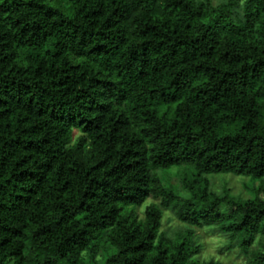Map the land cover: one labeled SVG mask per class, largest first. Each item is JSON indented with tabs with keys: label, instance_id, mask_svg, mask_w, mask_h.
<instances>
[{
	"label": "trees",
	"instance_id": "trees-1",
	"mask_svg": "<svg viewBox=\"0 0 264 264\" xmlns=\"http://www.w3.org/2000/svg\"><path fill=\"white\" fill-rule=\"evenodd\" d=\"M261 192L264 0H0V264H264Z\"/></svg>",
	"mask_w": 264,
	"mask_h": 264
},
{
	"label": "rangeland",
	"instance_id": "rangeland-1",
	"mask_svg": "<svg viewBox=\"0 0 264 264\" xmlns=\"http://www.w3.org/2000/svg\"><path fill=\"white\" fill-rule=\"evenodd\" d=\"M211 1L214 4H217L221 0ZM162 173L163 172L161 171V174ZM208 177L212 188L216 192H223L225 189H229L232 195L243 198L253 197V188L261 184L260 181H253L250 177L231 173L209 175ZM164 179L165 182L176 185L181 194L185 196L189 195V191L181 184L179 167H172ZM260 195L264 198V192H261ZM153 201H155L153 198H149L143 205L135 208V213L138 218L144 217L146 206ZM222 209L227 211L229 207L222 206ZM185 227L187 226L178 221L171 208L164 210L162 230L168 231L169 234L174 236L176 231ZM194 228L196 230L194 241L196 245L200 246V253L195 254L194 257L199 259L200 262L206 263L213 261L221 264H247V258L240 251L239 247H237V245L230 247L229 238L224 236L217 228L212 226Z\"/></svg>",
	"mask_w": 264,
	"mask_h": 264
}]
</instances>
